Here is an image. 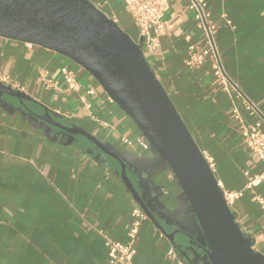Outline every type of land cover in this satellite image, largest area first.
<instances>
[{"label":"crops","instance_id":"crops-1","mask_svg":"<svg viewBox=\"0 0 264 264\" xmlns=\"http://www.w3.org/2000/svg\"><path fill=\"white\" fill-rule=\"evenodd\" d=\"M90 1L140 40L124 0ZM209 8L226 71L264 117V0H209ZM165 25L157 48L143 45L145 57L201 151L213 158L218 182L243 189V172H259L262 165L244 144L232 109L239 107L248 122L257 117L215 83L209 60L196 68L186 65L190 47L202 45L187 0H171ZM65 65L76 72L79 91L62 79ZM45 71L54 86L46 85ZM0 75H8L27 95L23 102L0 95V264H105L106 237L128 241L132 212L140 208L122 179L121 162L168 234L148 216L143 219L134 263L167 264V250L174 245L186 264H211L172 171L154 149L138 145L141 131L88 71L56 51L0 37ZM88 89L94 92L87 94ZM46 110L56 121L93 134L118 159L85 136L47 123L40 117ZM254 193L264 197V181L231 210L253 248L264 255V212Z\"/></svg>","mask_w":264,"mask_h":264},{"label":"water","instance_id":"water-1","mask_svg":"<svg viewBox=\"0 0 264 264\" xmlns=\"http://www.w3.org/2000/svg\"><path fill=\"white\" fill-rule=\"evenodd\" d=\"M0 37L56 51L98 81L177 179L201 230L211 264H264V255L253 248L252 240L242 231L214 171L146 59L142 37L135 41L90 0H0ZM3 93L22 102L27 99L25 92L0 82V95ZM40 117L68 133L85 136L118 159L84 128L56 121L49 110ZM121 165L122 179L140 208L168 235Z\"/></svg>","mask_w":264,"mask_h":264},{"label":"built area","instance_id":"built-area-1","mask_svg":"<svg viewBox=\"0 0 264 264\" xmlns=\"http://www.w3.org/2000/svg\"><path fill=\"white\" fill-rule=\"evenodd\" d=\"M187 1L188 8L193 12L195 25L202 33V45L200 48H196L194 45L190 47L191 54L185 61L186 65L190 68H196L201 66L206 60H209L213 69L215 83L227 94L239 99L251 116L257 117L256 121L248 122L239 107L234 106L232 109V114L240 125L244 144L256 155L262 168L261 171L256 173L245 170L243 175L246 183L244 188L240 190L227 189L222 183L218 182L226 203L231 207L247 191H254L264 181V117L256 103L244 94L240 85L230 77L225 69L215 42L217 24L209 8V0ZM170 2L171 0H124L125 11L139 29L140 37L144 39L143 45L149 46L152 49L159 46V38L166 30L165 16L170 9ZM221 18L225 19L228 24L232 23L225 13L221 15ZM60 73L62 79L70 89L74 91L80 90L76 72L73 69L65 65L61 67ZM43 79L47 86H54L56 84L47 71L44 72ZM0 82L15 88L8 75H0ZM18 90L23 91L21 89ZM93 92L92 89L86 91L87 94H92ZM123 140L129 145L133 144L128 138H123ZM137 143L144 149L150 147L148 140L143 134L137 139ZM202 153L210 168L214 171L215 162L213 158L205 152ZM254 199L259 203L264 212V197L254 193ZM132 217L133 220L128 231V241L120 242L106 237L108 258L105 264H135L134 257L137 253V236L142 220L147 215L138 207L133 210ZM167 259V264H186L174 246H171L167 250Z\"/></svg>","mask_w":264,"mask_h":264}]
</instances>
